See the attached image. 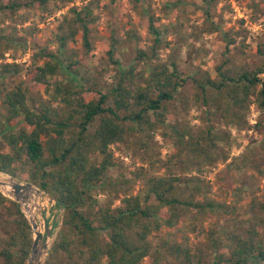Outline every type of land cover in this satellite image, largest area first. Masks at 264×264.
Returning <instances> with one entry per match:
<instances>
[{
	"label": "trees",
	"instance_id": "1",
	"mask_svg": "<svg viewBox=\"0 0 264 264\" xmlns=\"http://www.w3.org/2000/svg\"><path fill=\"white\" fill-rule=\"evenodd\" d=\"M81 1L85 4L72 6L58 26L63 32L55 35L60 42L56 52L42 47L33 52L30 64H0V171L29 180L62 202L57 203L63 208L62 222L44 264H146V260L159 264L169 258L173 264H216L205 261L199 249L164 236L157 246L152 243L151 237L175 226L177 204L199 205L173 196L180 181L173 175L150 176L135 195L122 192L113 173L120 161L113 148L135 137L155 165L151 141L160 135L173 147L169 163L177 159L188 166L202 159L227 160L228 154L220 158L216 154L221 143L230 141L229 128L250 127L251 105L263 117L256 127H264V46H258L259 64L234 66L228 59L219 64V80L209 71L189 80L182 76L177 59L149 62L140 47L127 67L113 61L112 82L102 87L87 60L94 48L89 25L97 19L93 15L97 1ZM213 1L203 0L204 23L211 32L220 30L211 19ZM49 2L0 0V10L13 16L23 7L44 8ZM252 2L253 10L263 9L264 0ZM173 3L176 7L179 1ZM165 9L166 16L174 10ZM65 22H71L69 28ZM173 23L149 16L157 44H162V33L170 31ZM247 38L242 36L243 44ZM227 39L224 53L229 54L236 42L231 35ZM70 40L80 42L85 52H71ZM35 41L43 43L42 38ZM112 53L109 50L111 57ZM22 73L24 78L14 86L6 84V78ZM185 87L196 90L205 108L206 118L197 128L181 124L168 107ZM213 234L216 238L219 232ZM3 238L0 264H26L34 242L32 225L20 203L0 191V242ZM260 246L251 237L236 235L228 260L261 263Z\"/></svg>",
	"mask_w": 264,
	"mask_h": 264
},
{
	"label": "rangeland",
	"instance_id": "2",
	"mask_svg": "<svg viewBox=\"0 0 264 264\" xmlns=\"http://www.w3.org/2000/svg\"><path fill=\"white\" fill-rule=\"evenodd\" d=\"M95 1L93 15L97 19L89 25L94 48L87 55V60L102 87H108L112 82L116 68L113 61L117 60L121 66L127 67L140 47L145 50L149 62L177 59L182 76L189 80L200 78L205 71L219 80L217 66L226 59L234 66L261 63L258 46H264V7L253 10L250 6L252 0H214L210 5L211 19L220 26V30L214 32L204 23L203 0ZM173 2L178 6L175 7ZM84 4L81 0H50L47 7H23L13 16L0 10V64H30L33 52L42 47L56 52L60 42L55 35L63 32L58 29L59 24L69 17L72 6L82 7ZM166 6L174 9L170 16L165 15ZM151 14L161 22H174L170 31L162 33L160 45L155 42V34L148 25ZM69 23L65 22L64 26L69 28ZM162 31L166 28L162 27ZM228 35L236 42L229 54L224 53ZM242 36L248 37L246 44L242 43ZM35 38H42L43 43L38 45ZM78 39H81L80 35ZM113 39H116L115 45ZM7 45L9 50H6ZM67 48L79 54L85 52L80 42L72 40L68 41ZM111 49L113 57L109 55ZM64 51L68 52L65 48ZM23 78L22 73L19 77L6 78L5 82L14 86ZM197 95L196 90L185 87L174 100L168 102L176 120L194 128L206 118L205 108ZM247 118L250 127L235 124L229 128L230 141L221 143L216 156L220 158L224 153L228 154L227 160L206 162L202 159L188 166L180 164L177 159L169 163L173 147L165 143L160 135L151 141L154 150L150 154L154 161H158L155 165L150 163L145 149L135 137H130L125 144L114 146L120 161L113 173L122 192L135 195L144 188L150 176L170 178L173 175L180 178L173 196L199 205L195 208L177 204L175 226L163 229L158 238L151 237L154 245L157 246L164 236L199 249L205 261L216 264H234L228 258L235 246L236 235L253 238L261 243L260 247L264 250V127L255 125L260 118L263 119L255 104L251 105ZM1 180L6 185L0 188L7 191L12 190L17 181L31 182L0 171ZM39 190L34 184L32 188L23 189L30 205L29 208L24 206V209L25 214L37 222V230L43 233L44 242L49 246L41 259V264H44L60 228L63 208L57 205L54 198ZM215 231L219 232L216 238ZM3 245L4 238L0 249ZM159 264L173 263L169 258ZM258 264H264V261Z\"/></svg>",
	"mask_w": 264,
	"mask_h": 264
},
{
	"label": "water",
	"instance_id": "3",
	"mask_svg": "<svg viewBox=\"0 0 264 264\" xmlns=\"http://www.w3.org/2000/svg\"><path fill=\"white\" fill-rule=\"evenodd\" d=\"M3 182H0V186L2 187ZM33 184L31 182L23 183L21 181H18L13 184V189L10 191L5 190L4 188H0V190L9 196L11 199L17 201L20 203V206L23 210V212L26 213V210L24 209V206L26 203H29V197L28 195L23 193V189L32 188ZM56 203L59 205H62V202H59L58 200L54 199ZM27 215V214H26ZM28 216V215H27ZM30 223L32 225L33 232H35L34 235V242L33 246L29 255V258L27 260L26 264H41V259L44 254L48 250V244L45 241L44 242V236L43 233L39 230H37L38 225L37 222H35L30 216H28Z\"/></svg>",
	"mask_w": 264,
	"mask_h": 264
},
{
	"label": "bare ground",
	"instance_id": "4",
	"mask_svg": "<svg viewBox=\"0 0 264 264\" xmlns=\"http://www.w3.org/2000/svg\"><path fill=\"white\" fill-rule=\"evenodd\" d=\"M11 180H12V179H11ZM1 181H2V180H1ZM2 182H3V181H2ZM17 182H18V181H17ZM2 185H6V184L3 183ZM9 185H10V184H9ZM11 186H12V185H11ZM27 204H28V205H27ZM25 206L29 208L30 205H29V203H26ZM32 211H33V210H32Z\"/></svg>",
	"mask_w": 264,
	"mask_h": 264
}]
</instances>
